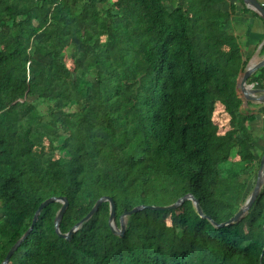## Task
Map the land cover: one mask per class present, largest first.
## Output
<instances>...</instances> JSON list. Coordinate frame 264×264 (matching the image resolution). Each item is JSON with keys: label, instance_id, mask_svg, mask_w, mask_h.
<instances>
[{"label": "trees", "instance_id": "trees-1", "mask_svg": "<svg viewBox=\"0 0 264 264\" xmlns=\"http://www.w3.org/2000/svg\"><path fill=\"white\" fill-rule=\"evenodd\" d=\"M220 2L0 0V264L51 197L67 199L66 234L104 196L119 226L124 211L188 194L204 217L189 200L144 209L122 237L104 202L62 239L50 204L9 264H264V187L216 227L260 160L236 91L247 62ZM44 143L56 161L35 153Z\"/></svg>", "mask_w": 264, "mask_h": 264}, {"label": "water", "instance_id": "water-1", "mask_svg": "<svg viewBox=\"0 0 264 264\" xmlns=\"http://www.w3.org/2000/svg\"><path fill=\"white\" fill-rule=\"evenodd\" d=\"M243 2L245 4H248L251 8H253V10L259 15V17L264 22V9L262 8V6L259 2H257L256 0H243ZM262 67H264V60L261 61L260 63L256 64V65L248 67L246 69V71L243 73L242 77L239 79L238 84H237V88L239 89V92L241 93V95L245 101H251V102L264 104V90L250 89L249 84H248L250 75ZM263 187H264V153L262 154V156L259 160V168H258L257 173H256V180H255L254 187L251 191V194L249 195V197L245 201L244 205H242L241 208L239 209V211L232 218H230L226 223L218 224V225H216V227H219V228L224 227V226L236 223L241 218H243L246 215V213L248 212V210L250 209V207L253 205L255 200L258 198L260 191ZM187 200H189L193 203L194 208H195L196 212L198 213V215L201 218L204 217L198 201L195 200L192 195L188 194V195H185L182 198L178 199L174 204H172L170 206H165V207L138 206V207L133 208L131 211H124L119 217V226H118L116 224V221H115V206L113 204V201L111 198L104 196V197L99 198L96 201V203L94 204L92 209L88 212V214L81 221H79L77 224H75L68 231V233L61 234L59 232V224H60L62 217L66 211V208L68 206V202H67V199L65 197H51L39 205V207L37 208V210L35 211V213L32 217V221H31L29 228L20 237V239L9 249V251L6 253L5 258L1 264H9V260H10L11 256L15 253V251L20 246V244L24 241V239L27 238V236L33 230L41 211L50 204H53V203H60L61 204V207L58 210V212L54 218V229H55L56 234L60 238L65 239V240H69L71 235L73 233H75L83 223L88 221L96 213L99 206L104 202H108L109 208H110L109 217H108V226H109L111 232L114 235L122 237L124 234V231H125V220L128 216H131L132 214L137 213L139 211H142L144 209H148V210H152V211L174 210L177 207H179L184 201H187Z\"/></svg>", "mask_w": 264, "mask_h": 264}, {"label": "crops", "instance_id": "crops-1", "mask_svg": "<svg viewBox=\"0 0 264 264\" xmlns=\"http://www.w3.org/2000/svg\"><path fill=\"white\" fill-rule=\"evenodd\" d=\"M256 1L260 4L264 2V0ZM216 7L223 12L230 13L226 29L230 30L239 41L243 60L247 62L245 69L237 77L238 84L239 79L248 67L264 60V22L253 8L245 4L243 0H222ZM259 72L258 69L252 73L248 83L261 81L254 80L259 76ZM236 91L242 101L241 113L253 117L249 123V131L254 140L255 155L261 158L264 153V104L245 101L239 94L237 85ZM218 111L220 112V108Z\"/></svg>", "mask_w": 264, "mask_h": 264}, {"label": "rangeland", "instance_id": "rangeland-1", "mask_svg": "<svg viewBox=\"0 0 264 264\" xmlns=\"http://www.w3.org/2000/svg\"><path fill=\"white\" fill-rule=\"evenodd\" d=\"M67 65H70L69 60H67ZM38 107L39 109H41V111H44V105L42 103H38ZM214 121L217 124L219 131H224L226 129V118L221 117L218 111L215 114ZM35 153H47L49 154L53 162L56 161L58 157V152L53 150L50 146L46 145V143H44L38 150H36ZM251 183L252 182L250 181L249 187L251 186Z\"/></svg>", "mask_w": 264, "mask_h": 264}, {"label": "built area", "instance_id": "built-area-1", "mask_svg": "<svg viewBox=\"0 0 264 264\" xmlns=\"http://www.w3.org/2000/svg\"><path fill=\"white\" fill-rule=\"evenodd\" d=\"M262 8L264 9V2L261 4ZM249 84V88L250 89H261V90H264V80H261V81H255L253 83H248ZM239 94H241L239 92ZM242 97V95H241Z\"/></svg>", "mask_w": 264, "mask_h": 264}]
</instances>
